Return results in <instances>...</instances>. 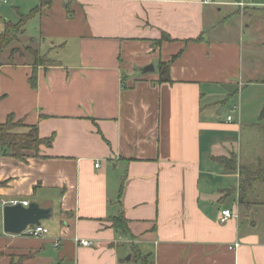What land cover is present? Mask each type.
I'll use <instances>...</instances> for the list:
<instances>
[{
    "label": "crops",
    "instance_id": "1",
    "mask_svg": "<svg viewBox=\"0 0 264 264\" xmlns=\"http://www.w3.org/2000/svg\"><path fill=\"white\" fill-rule=\"evenodd\" d=\"M27 7L10 23L48 9L47 61H0V123L12 116L50 143L25 162L0 155V264H264V183L239 193L240 169L264 167V151H243L240 111L245 90L264 84V0ZM163 61L170 81L160 83ZM148 65L157 71L141 76ZM231 157L235 170L216 160ZM11 201L51 208L47 235L5 234Z\"/></svg>",
    "mask_w": 264,
    "mask_h": 264
},
{
    "label": "rangeland",
    "instance_id": "2",
    "mask_svg": "<svg viewBox=\"0 0 264 264\" xmlns=\"http://www.w3.org/2000/svg\"><path fill=\"white\" fill-rule=\"evenodd\" d=\"M30 1L31 0H14L12 5L2 6V8L0 9V31L3 29V23L5 20L13 22L14 19L12 11H14V8H16L19 4L20 8L26 9L28 8L27 6ZM225 1L231 2L232 0ZM51 8L52 18L50 19V23L52 25H50L49 30L51 32L58 33L60 32L61 28L59 24L62 16V6L59 2H55ZM47 11L48 9L45 7L42 12L37 14L34 18L26 20L24 29L26 35H23V33L20 34L15 42H12L9 47H7L2 53H0V61L2 63H6L7 60H13V62L15 61L19 64H28L32 66L33 69H36V67L45 64V62L47 61V56L45 54H48V47L50 46V44L48 42V39H46L45 42L40 41L41 38H43L41 23L42 20L44 21L43 18H40L41 16H45ZM163 42H166V40H164ZM161 63H163L165 67H167L166 62L163 61ZM154 67L157 71V65H155ZM232 100H228V102L226 103V112L229 111L228 113L233 115L236 112L232 110ZM240 111L242 112V120L245 124V133L242 136L241 143L243 151L246 152V154L248 153V155L259 154L262 158V156L264 155V143H262L264 139V117L260 119V115L261 112L264 111V84L249 87L247 90H245L244 96L240 101ZM21 153L23 155L30 153L34 154L32 151H22ZM42 225L47 226L48 223L42 222Z\"/></svg>",
    "mask_w": 264,
    "mask_h": 264
},
{
    "label": "trees",
    "instance_id": "3",
    "mask_svg": "<svg viewBox=\"0 0 264 264\" xmlns=\"http://www.w3.org/2000/svg\"><path fill=\"white\" fill-rule=\"evenodd\" d=\"M36 9L31 11L27 16H20L19 21L16 23H4L2 31H0V53H2L12 42L17 40V37L23 33V27L27 19L33 17ZM163 38V39H162ZM159 43L164 40L171 42L169 37L163 34ZM159 63V82H169V63ZM35 74L33 73L29 79L31 86H35ZM1 99V97H0ZM26 128L27 131L21 132L17 129ZM48 140L40 139L36 127H25L20 122H14V118L9 116L5 123H0V155L8 156L25 162L27 156L23 155L22 151H32L34 156H37L39 147L43 144H49ZM219 163L225 164L227 169L235 170L234 158L230 159L219 158L216 159ZM241 180L239 184V193L241 200L246 196L253 186L258 183H264V167L259 168L257 171H250L245 168L240 169ZM121 218H115L114 224L123 229ZM123 231V230H122Z\"/></svg>",
    "mask_w": 264,
    "mask_h": 264
},
{
    "label": "water",
    "instance_id": "4",
    "mask_svg": "<svg viewBox=\"0 0 264 264\" xmlns=\"http://www.w3.org/2000/svg\"><path fill=\"white\" fill-rule=\"evenodd\" d=\"M140 75L154 73L153 65H148L139 69ZM264 117L261 112L260 119ZM53 215L51 208H40L32 202L27 207L21 203L7 205L2 209V229L5 234L19 236L24 233L27 227L39 226L42 222L49 221Z\"/></svg>",
    "mask_w": 264,
    "mask_h": 264
},
{
    "label": "built area",
    "instance_id": "5",
    "mask_svg": "<svg viewBox=\"0 0 264 264\" xmlns=\"http://www.w3.org/2000/svg\"><path fill=\"white\" fill-rule=\"evenodd\" d=\"M209 1L210 0H202V2L205 4L209 3ZM9 3H10V0H0V8L4 5L9 4ZM236 109L237 108L234 107L233 110H236ZM231 120H232V117L229 115L227 117V121L230 122ZM95 167H98V165H95ZM17 203H18L17 201H11L9 205H16ZM21 204L24 207L28 206V202H26V201L21 202ZM231 217H232V214L229 211L224 210L221 212V217H220L219 222L221 224H223ZM47 233H48V229L43 227L42 225H39V226L27 227L22 235H25V236L30 237V238H41V237L47 235ZM81 244L83 246H89L90 245V243L87 241H83V242H81ZM58 245H59V242H56L54 244V247H58Z\"/></svg>",
    "mask_w": 264,
    "mask_h": 264
}]
</instances>
